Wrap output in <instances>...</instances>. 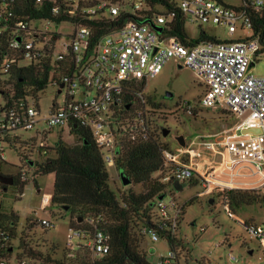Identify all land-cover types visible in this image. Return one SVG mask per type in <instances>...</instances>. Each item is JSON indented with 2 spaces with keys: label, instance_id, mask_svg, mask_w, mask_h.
<instances>
[{
  "label": "built area",
  "instance_id": "2783aa9c",
  "mask_svg": "<svg viewBox=\"0 0 264 264\" xmlns=\"http://www.w3.org/2000/svg\"><path fill=\"white\" fill-rule=\"evenodd\" d=\"M15 1L0 0V20L8 23V19L15 18L11 8ZM36 1L44 3L46 0ZM47 1L55 4V16L67 14L70 20L61 24L53 20L20 21L7 46L3 45V40L8 28L0 29V81L12 77V67L17 63L41 64L49 50H53L54 60L73 57L76 68L73 78H64L62 85L56 82L50 85L57 89V97L67 94L62 104L56 100L44 118L46 129L37 131V135H43L40 147H49L47 139L54 130L68 128L70 133L83 131L78 136L82 146L86 140L84 135L87 134L90 154L106 169H117L123 139L145 140L152 133L153 117H149L151 109L143 96L144 90L136 93L141 105L135 104V110L127 116L120 115L124 94L130 90L136 92L140 83H148L161 73L169 60L175 59L181 67L192 69L205 85L204 94L197 103L199 107L224 108L238 120L235 128L224 134L220 142L223 145L222 174L230 182L248 177L259 191L264 190V77L252 70L264 56L260 40L253 38V26L264 12V0H249L240 6H230L218 0H164L155 5L146 0H97L95 6L85 11L96 21L115 23L123 15L130 17L122 26H117L99 39H96L94 30L76 21L82 0ZM178 16L184 17L186 25L223 27L231 36L239 30H250L251 35L236 40H221L217 37L219 42L186 44L164 35L165 29L174 26ZM44 23L45 28L41 26ZM63 24L72 25L74 32L70 36L71 45L65 53H59V45L64 37L59 28ZM51 25L58 29L51 30ZM154 26L162 27L163 31L159 33ZM51 41L54 46L50 44ZM78 87L84 90L81 100L76 98ZM40 102L37 103L31 97L27 101L15 103L0 114V163L5 161L7 148L12 149L8 140L19 136V132L33 131L41 122ZM183 105H186L189 114L195 109L191 103ZM255 129L261 132L252 133ZM245 130L250 132L244 134ZM214 147L212 149L217 153ZM164 155L165 171L160 173L164 184H173L177 180L183 184L192 179L195 171L193 165L199 164L198 160L202 158V154L191 147H182L177 154L167 150ZM185 156H189V163L183 161ZM247 167L251 172L244 175L241 171ZM214 173V166H209L207 175H203V190L196 198L211 196L217 190H229L209 180ZM52 198L44 196L41 199L42 207L51 206ZM225 209L234 217L228 205ZM182 210L183 206L175 200L169 203L165 202V198L156 201L157 218H154V225L137 229L142 238L141 252L147 236L153 242H167L168 238L178 233ZM88 224L93 225V220L89 219ZM240 224L264 250V224ZM41 226L47 230L54 229L56 222L41 221ZM70 229L67 258L82 259L83 251H87L92 260L111 254V238L104 231L92 233ZM6 239V233L0 232V253L7 247ZM4 252L0 254V264H42L22 257L21 253L12 263L14 247ZM179 254L170 249V256L162 257L160 264H180Z\"/></svg>",
  "mask_w": 264,
  "mask_h": 264
},
{
  "label": "trees",
  "instance_id": "16d2710c",
  "mask_svg": "<svg viewBox=\"0 0 264 264\" xmlns=\"http://www.w3.org/2000/svg\"><path fill=\"white\" fill-rule=\"evenodd\" d=\"M146 1L151 2L153 5L160 1L164 2V0ZM218 1L223 3L222 0ZM243 1L245 3L249 0ZM97 2V0H82L81 10L77 14L76 21L81 26L94 30L97 34L96 39H99L117 28V26H122L130 17L123 15L115 23L112 21H96L85 11L95 6ZM11 8L15 12V18L8 19V23L0 20V29L8 28L3 40L5 46L9 45L20 21L53 20L61 24L70 20V16L67 14H62V17L55 16L54 9L56 6L47 0L44 3H37L36 0H16ZM138 21L146 22V20ZM164 35L177 38L186 44L220 41L204 30H201L199 39H191L187 34L186 21L183 16H178L174 26H170L168 30L165 29ZM253 38L260 40L263 47L262 53L264 54V12L259 15L253 26ZM50 44L54 46L52 41ZM72 58V56H68L54 60L53 50H49L41 64L24 65L23 63H17L13 65L12 77L7 81H0V95L4 102L3 105H0V114L14 106L15 103L22 100L27 101L31 97L39 103L41 96L46 93L52 83L56 82L62 85L64 78H73L76 68ZM138 86L135 89L136 92L130 90L124 94V103L120 115L127 116L129 112L135 110V104L141 105V99L136 96V93L145 90L147 82L144 81ZM143 96L156 108L151 99L152 97ZM194 111L195 109L191 112L193 116H195ZM185 112L188 113V111ZM82 133L83 131H74L70 134L79 136ZM160 133L162 134V132ZM157 134L156 131H153L150 137L145 140H133L130 137L123 139V149L121 150L117 170L120 175L123 174L131 180L132 186H141L142 192L135 193L131 187L127 194L120 197L110 190V176L107 169L90 154L91 147L88 144L89 137L87 134L84 135L86 140L81 152L69 150L61 142L57 143L55 148H42L40 145L37 146L36 138L24 141L20 136H16L8 140L12 149L16 150L18 145L24 149L21 154L22 162L26 159L24 157H27L24 154L26 150L33 155L36 148L38 149V153L45 159L40 161L30 160L28 162L30 166L26 168L33 169L36 184L37 177L54 174L55 184L51 206L64 211L68 208L70 228L72 229L92 233L100 230L108 234L111 238L112 252L106 258L94 260L91 259L87 251H83L82 259L67 258L66 250L63 252V256L58 258L55 247H51L47 250V253H44L32 245L29 235L26 234L34 227L33 223L30 224L31 221L27 220L24 227V231H27L25 233L23 231L19 237L17 234L19 216L14 212L8 213L0 210V232H5L7 235V247L5 249L8 250L14 247V242L19 237L18 249L22 257L42 264H149L145 254L140 250L142 238L139 237L137 229L153 226L154 218H157L155 214L156 201L169 192L176 191L173 184L162 183V177L155 180L152 178L156 173H164L166 163L164 152L169 150ZM51 152L54 153V156L50 155ZM28 174L29 171L21 167L20 171L12 176L14 178L13 185L7 187L0 183V190L6 189L9 191L10 188H14L12 193L18 196V200H20L28 184ZM204 182L205 179L197 171H194L193 178L183 184L202 186ZM260 194H262V191L229 189L217 190L211 196L222 199L225 206L229 203L233 206H240L242 204L264 203V197H261ZM195 200L192 199L190 202ZM182 212L184 214V207ZM89 219L93 220V225L88 224ZM35 222L37 223L35 228L41 225V222ZM167 242L170 249L180 253L178 258H181L183 248L178 235L171 236ZM5 249L2 250L1 255L5 253Z\"/></svg>",
  "mask_w": 264,
  "mask_h": 264
},
{
  "label": "rangeland",
  "instance_id": "374dc122",
  "mask_svg": "<svg viewBox=\"0 0 264 264\" xmlns=\"http://www.w3.org/2000/svg\"><path fill=\"white\" fill-rule=\"evenodd\" d=\"M222 2L230 6H240L244 3L243 0H222ZM41 26L45 28L46 24L44 23ZM57 29V26L51 25V30L56 31ZM59 30L64 35L59 45V53H65L67 47L71 45L70 36L74 32V27L70 24H63ZM201 30L221 40H236L251 35L250 30H239L235 35L231 36L228 34V30L223 27L204 25L200 28L197 25H186L187 34L193 40L199 39ZM180 66L175 59L169 60L161 73L148 81L144 90L145 96L152 97L151 99L156 105L155 108L148 102L151 109L149 117L151 115L153 117L152 132L156 131L160 136V140L174 154H177L178 150L182 148L177 138L184 136L186 147H191L202 154V158L198 160L200 165L205 157L207 161L206 169L212 166L213 161L217 159L213 166H222L223 159L220 151H223V145L220 142L223 141L222 137L224 134L235 128L238 120L233 117L231 111L224 108L199 107L197 103L204 94L205 85L192 69ZM252 70L256 75L264 77V56L259 59V62ZM77 89L76 98L81 100L84 90L80 87ZM66 94L63 93L57 97V89L50 86L41 97V122L33 131H22L18 135L24 141L36 138L37 146L39 147L43 141V135H37V131L43 132L46 129L44 118L49 114L56 100L59 104L63 103ZM169 94H172L173 97H169ZM184 103H191L195 107V116L185 112L186 105H183ZM3 104V98L0 95V105ZM164 128L170 130L166 137L163 135ZM59 142L74 152L83 151L79 137L71 135L68 128L63 131L54 130L48 136L47 143L49 147L55 148ZM212 147L217 150V153L213 152ZM23 150L20 145L17 146L16 150L7 148L5 161L0 163V173L5 176H13L23 167L29 171L28 184L20 200H18V196L12 193L14 188H10L9 191L1 189L0 210L8 213L14 212L19 216L20 220L17 229L19 237L24 231L27 220L31 221L30 224L33 223L34 227L26 234L29 235L32 245L44 253H47V250L51 249V247H55L56 254H58L57 257L61 258L63 252L67 249L68 238L71 235L70 213L53 206L42 207L41 199L46 195L53 196L55 176L51 174L37 177L36 184L33 169L26 167L30 166L28 163L30 160L40 161L45 158L38 153L36 148L33 155L26 150L24 154L27 157H24L26 159L22 162L21 154ZM212 153L216 155L212 157ZM50 155L54 156V153L51 152ZM183 161L189 163V156H185ZM107 171L110 176V190L116 196L120 197L127 194L131 187L135 193L142 192L141 186H132V184L124 186L121 175L116 168H107ZM241 172L244 175H248L251 171L247 167ZM159 177L160 173H156L152 178L155 180L159 179ZM220 177L227 179L223 174ZM257 187L250 185L247 191H259ZM202 190V186L186 184L182 191L169 192L165 196L166 203L175 200L180 206L184 207V214L177 233L183 248L182 256L180 255V264H264V250L260 247L257 240L253 239L240 224V222L248 221L264 224V203L242 204L240 206H233L229 203L228 206L234 214V217H231L226 211L225 203L222 199L208 195L196 198ZM260 196L264 197V190H262ZM192 199L196 200L190 202ZM35 221H55L56 228L45 230L41 225L35 228L37 225ZM19 237L14 242L12 263L16 262V258L20 253L18 249ZM142 251L145 253L149 264H160L162 257L170 256L168 243L165 240L153 242L150 236L145 238ZM154 251L155 253L153 254ZM231 258H235V260H231Z\"/></svg>",
  "mask_w": 264,
  "mask_h": 264
},
{
  "label": "crops",
  "instance_id": "0c3cea01",
  "mask_svg": "<svg viewBox=\"0 0 264 264\" xmlns=\"http://www.w3.org/2000/svg\"><path fill=\"white\" fill-rule=\"evenodd\" d=\"M213 152L215 153V151H213ZM214 153L211 154L212 157L216 155ZM220 153H221V151H220ZM204 158H203V163L201 165L200 164H197L196 166L193 165L194 170L197 171L201 176L207 175L206 173H208V169H206V167H205V165H207V161H206V158L205 159ZM221 158H222V156H221ZM217 160L213 161V165H214L215 162H217ZM214 168H215L214 176L211 175L210 178H209V180H211V182H214V183L222 186L224 189H230V190H232V189H235V190H247L248 186L252 185V179H250L248 177H240V178H237V179H235L234 182H230L228 179H226V180L225 179H222L220 177L222 175V169H223L222 166H219V167L218 166H214ZM248 222H253V221H248Z\"/></svg>",
  "mask_w": 264,
  "mask_h": 264
},
{
  "label": "water",
  "instance_id": "95a60500",
  "mask_svg": "<svg viewBox=\"0 0 264 264\" xmlns=\"http://www.w3.org/2000/svg\"><path fill=\"white\" fill-rule=\"evenodd\" d=\"M154 28L159 32V33H161L162 31H163V29H162V27H157V26H154ZM169 97H173V95L172 94H169ZM169 132H170V130H168V129H166V128H164L163 129V135L166 137L168 134H169ZM248 132H250V131H243V133L245 134V133H248ZM252 133H254V134H257V133H260L261 132V130H257V129H255V130H253V131H251ZM178 142H179V144L182 146V147H186V141H185V137L184 136H179L178 138ZM121 180H122V182H123V184H124V186H129L130 184H131V180L130 179H128V178H126L123 174H121ZM0 183L1 184H4V185H9V186H12L13 185V183H14V178L12 177V176H5V175H2V174H0ZM173 186H174V188H175V190L177 191V192H179V191H181L183 188H184V186H185V184H182V183H180V181H175L174 183H173ZM165 197L164 196H162V197H160L159 199L160 200H163ZM68 210V208H66V211Z\"/></svg>",
  "mask_w": 264,
  "mask_h": 264
}]
</instances>
